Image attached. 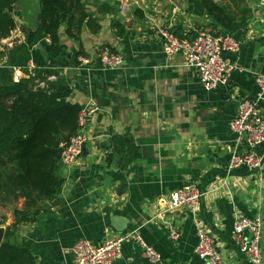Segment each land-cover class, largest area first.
Segmentation results:
<instances>
[{"label": "crops", "instance_id": "0c3cea01", "mask_svg": "<svg viewBox=\"0 0 264 264\" xmlns=\"http://www.w3.org/2000/svg\"><path fill=\"white\" fill-rule=\"evenodd\" d=\"M94 1L83 0L92 12ZM99 1L115 5L118 14L104 16L97 35L82 30L83 55H77V45L61 27L59 38L70 59L48 55L47 40L38 34L16 66L23 78L29 63L35 66L34 75L53 71L64 77L73 88L67 102L81 109L92 104L95 112L85 130L82 154L59 170L63 184L57 205L33 223L19 225L15 242L30 251L35 264H72L71 248L78 240L100 246L128 235L113 264H206L193 256L201 228L215 239L223 254L221 264H247L232 245V228L237 218L259 217L264 246V163L261 173L227 170L234 150L229 124L238 100L255 95V75L264 73V0H248L251 20L245 29L229 34L237 41L238 52L223 54L231 67L228 83L211 91L204 90L184 55L167 57L162 50L164 31L185 37L213 26L191 16L185 0ZM17 2L10 40L22 43L21 28L37 29L40 0ZM122 4L127 7L123 18ZM135 10L142 12V20L135 17ZM112 19L124 24L121 38L114 36ZM103 45L121 57L120 67L101 68ZM79 57L88 64H80ZM126 131L140 158L122 172L114 163L107 165L106 152L110 134ZM187 184L203 194L198 206L165 212L169 193ZM115 217L125 221V231L112 226ZM11 223L7 216L0 228ZM174 231L180 235L177 241L170 236ZM142 244L158 255V262L145 256Z\"/></svg>", "mask_w": 264, "mask_h": 264}, {"label": "trees", "instance_id": "16d2710c", "mask_svg": "<svg viewBox=\"0 0 264 264\" xmlns=\"http://www.w3.org/2000/svg\"><path fill=\"white\" fill-rule=\"evenodd\" d=\"M16 2L0 0V44L12 36L15 25L11 16ZM185 3L191 16L205 18L213 25L209 31L214 36L231 34L235 28L245 29L252 18L248 0H185ZM92 6L93 12L83 0H40L37 29L21 28L24 41L14 40L11 47L0 51V207L20 203L12 211V223L4 230L0 264H35L30 251L15 242L16 230L57 205L63 184L59 175L61 154L78 132L81 111L80 106L67 102L73 88L64 77L53 71L38 76L25 70L27 78L15 83L13 70L34 45L38 34L47 40L48 55L70 59L71 54L59 38L61 27L77 45V55H83L82 30L86 28L91 35H97L102 18L118 14L115 5L108 2L95 0ZM134 15L143 19L140 10H135ZM111 28L117 38L125 33L119 19L111 20ZM195 35L196 32H191L177 37ZM111 52L115 53L112 49ZM50 75H55L56 80L45 82L44 88L37 87L36 81L44 82ZM139 158V149L129 131L123 135L110 134L107 165L114 163L119 171L126 172Z\"/></svg>", "mask_w": 264, "mask_h": 264}, {"label": "built area", "instance_id": "2783aa9c", "mask_svg": "<svg viewBox=\"0 0 264 264\" xmlns=\"http://www.w3.org/2000/svg\"><path fill=\"white\" fill-rule=\"evenodd\" d=\"M126 5L119 8L120 17L126 14ZM11 38V37H10ZM10 38L1 41L0 51L12 46L14 40ZM162 50L165 56L176 54L185 56L186 65L194 69L202 87L206 91L226 86L229 80L231 67L223 59L224 53L236 54L238 43L229 34L214 36L209 30H199L193 38H179L172 31L162 33ZM99 63L103 69L120 67L122 59L112 53L107 45L100 48ZM82 65L88 61L78 58ZM27 70L33 73L35 66L28 64ZM29 72V73H30ZM56 75V74H55ZM55 75L45 77V81H36L39 88L45 87V82L56 80ZM23 79L20 69L14 68L13 81ZM256 93L250 98L238 100L236 113L229 124L232 135L233 152L227 161L228 171H248L261 173L264 163V73H258L254 79ZM95 112L91 104L81 109L78 116V132L72 137L61 154V166L68 167L82 154L86 143V127L90 116ZM245 151H239V150ZM203 194L193 185L187 184L169 193L165 202V212H174L183 209H195ZM262 220L259 217L237 218L233 224L231 241L233 247L243 257L247 264H261L260 250ZM171 239L177 241L180 235L174 231ZM130 236H119L103 241L100 246H93L87 240H78L71 248L72 264H113L121 257V247ZM145 256L153 263L158 262V255L149 247L142 244ZM194 258L206 264H221L223 254L217 247L215 239L207 235L203 229L197 231V242L193 250ZM182 264V263H172Z\"/></svg>", "mask_w": 264, "mask_h": 264}, {"label": "rangeland", "instance_id": "374dc122", "mask_svg": "<svg viewBox=\"0 0 264 264\" xmlns=\"http://www.w3.org/2000/svg\"><path fill=\"white\" fill-rule=\"evenodd\" d=\"M19 204L17 203V204L8 205L7 207H0V222H5L7 216L12 217V211L14 210V208L19 207ZM260 249L262 250V257L264 262V246L261 240H260Z\"/></svg>", "mask_w": 264, "mask_h": 264}, {"label": "water", "instance_id": "95a60500", "mask_svg": "<svg viewBox=\"0 0 264 264\" xmlns=\"http://www.w3.org/2000/svg\"><path fill=\"white\" fill-rule=\"evenodd\" d=\"M17 3H18V2H17ZM17 3H16V4H17ZM38 49L41 51L42 55L45 56V52L42 50V48L39 47ZM237 104H238V102H237ZM126 225H127V224H126ZM126 225H125V221L121 220L120 218H116V217L113 218V224H112V226H113L117 231H119V232H123V231H125V229H126ZM3 235H4V229H3V228H0V244H1L2 240H3Z\"/></svg>", "mask_w": 264, "mask_h": 264}]
</instances>
